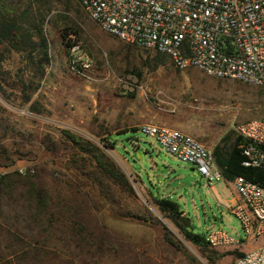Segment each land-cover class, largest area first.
Here are the masks:
<instances>
[{
  "label": "rangeland",
  "instance_id": "1",
  "mask_svg": "<svg viewBox=\"0 0 264 264\" xmlns=\"http://www.w3.org/2000/svg\"><path fill=\"white\" fill-rule=\"evenodd\" d=\"M17 1L21 10L43 14L46 47L0 44V175H31L1 195L0 264H233L229 251L258 245L205 179L139 125L177 128L205 146L195 134L209 144L228 135V145L234 124L264 118V90L195 67L177 69L167 55L158 60L156 51L103 31L78 0ZM66 32L77 41L74 51L62 43ZM63 129L96 142L128 186L100 174ZM105 138L113 147L100 143ZM93 173L100 184L90 180ZM39 192L49 198L44 206ZM155 197L176 200L193 232L223 230L243 242H192Z\"/></svg>",
  "mask_w": 264,
  "mask_h": 264
},
{
  "label": "built area",
  "instance_id": "2",
  "mask_svg": "<svg viewBox=\"0 0 264 264\" xmlns=\"http://www.w3.org/2000/svg\"><path fill=\"white\" fill-rule=\"evenodd\" d=\"M91 20L106 33L139 48L158 51L180 70L195 67L221 79H232L264 90V0H78ZM78 44L71 49L74 51ZM141 131L154 136L161 148L190 164L208 185L225 180L213 149L177 128L145 122ZM243 164L264 169V118L233 125ZM238 195L229 210L247 239H259L233 264H264V188L237 175ZM215 248L238 247L223 230L208 232Z\"/></svg>",
  "mask_w": 264,
  "mask_h": 264
},
{
  "label": "trees",
  "instance_id": "3",
  "mask_svg": "<svg viewBox=\"0 0 264 264\" xmlns=\"http://www.w3.org/2000/svg\"><path fill=\"white\" fill-rule=\"evenodd\" d=\"M29 7L30 6L21 10L20 2L17 0H0V44H9L14 50H26L28 47L32 50H36L39 47L44 51L46 47L45 39L42 38L40 33L43 14L34 11L31 8L29 9ZM36 34L39 37V42L33 38ZM61 36L62 43L68 49H71L74 44H77L76 40L68 37L69 32L62 34ZM155 56L158 60L166 57L165 54L158 51L155 52ZM61 134L65 140L77 150V152L86 155V157L91 160V163H93L96 169L101 172L100 174L120 187L128 186L126 175L116 166L113 160L96 142L65 129H63ZM228 139L229 136L225 135L213 149L216 162L223 169L224 177L227 180H233L235 176L240 175L264 188V169L246 166L242 163L244 156L240 144L244 142V139L236 135L233 142L226 145L225 141ZM100 143L105 147H113V141L108 138L102 139ZM4 152V149H0V166L2 165V153ZM97 174L98 173H93L88 176H90V180L100 184L101 181L100 178H97ZM30 176V173L22 175L21 173H18V171L0 175V200L2 193H7L6 190L12 187L13 182L17 178H29ZM31 194L33 193L31 192ZM36 198H38V204L40 206H44L49 201V198L46 195L42 196L40 192L36 193ZM155 203L158 208L180 228L182 233L189 240L200 245L208 244L206 233L199 234L190 229V218L187 215H183V210L176 200H172L170 197H155ZM18 241H21V239L18 238ZM4 249L5 247H0V252ZM233 253L236 254L235 259L245 254L243 251H229V254ZM3 257V254H0V258Z\"/></svg>",
  "mask_w": 264,
  "mask_h": 264
},
{
  "label": "crops",
  "instance_id": "4",
  "mask_svg": "<svg viewBox=\"0 0 264 264\" xmlns=\"http://www.w3.org/2000/svg\"><path fill=\"white\" fill-rule=\"evenodd\" d=\"M195 135L199 139H201L202 142L207 145V147H209L211 149H214L215 146L217 145L216 143L215 144H209L205 139H202L201 135H199V134H195ZM209 188L213 192V194L216 197V199L218 200V202L228 210H229V207L231 205H233L238 199V195L235 191V187H234L232 180H227L225 178V180L223 182L221 181V182L215 183L213 185H209ZM164 196H166V195H164ZM255 247H251V250Z\"/></svg>",
  "mask_w": 264,
  "mask_h": 264
}]
</instances>
